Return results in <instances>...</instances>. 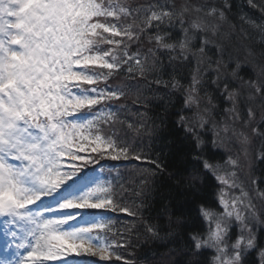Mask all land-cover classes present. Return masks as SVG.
Instances as JSON below:
<instances>
[{"label": "snow or ice", "instance_id": "1", "mask_svg": "<svg viewBox=\"0 0 264 264\" xmlns=\"http://www.w3.org/2000/svg\"><path fill=\"white\" fill-rule=\"evenodd\" d=\"M231 7L230 0H146L136 6L125 0H0V264L121 259L101 234L111 231V214L137 213L96 173H105L101 161L144 159L130 154L118 136L115 126L123 123L126 105L114 102L135 96L140 103L152 84L168 90L152 92L165 113L156 127L167 130L171 122L182 136L170 141L178 165L168 173L171 186L157 193L158 218L166 222L147 223L146 239L165 243L183 233V264H264V210L254 202L259 196L264 205V178H250L252 196L237 176L238 158L229 156L224 164L217 159L227 133L243 144L250 136L264 140V63L253 59L260 74L244 80L242 63L230 51L217 44L214 62L205 51L212 36L225 35L222 22L240 38L244 24L264 33V23L243 14L239 25L229 22ZM173 30L181 32L179 39ZM197 38L199 45L193 43ZM145 41L152 45L146 53L129 51L132 43ZM158 52L173 68L168 80L159 74ZM189 56L196 64L184 86L176 73ZM150 73L157 74L149 79ZM236 80L242 87H232ZM210 87L229 103L225 111L233 123L243 115L248 134L218 126ZM176 92L182 104L171 119ZM258 158L264 160V152Z\"/></svg>", "mask_w": 264, "mask_h": 264}, {"label": "trees", "instance_id": "2", "mask_svg": "<svg viewBox=\"0 0 264 264\" xmlns=\"http://www.w3.org/2000/svg\"><path fill=\"white\" fill-rule=\"evenodd\" d=\"M145 2L146 0H125V3L130 6ZM177 2H183V0H177ZM190 2L196 3V0H190ZM215 2L219 3V0H215ZM230 2L232 7L228 14V21L232 24L239 25L241 23L239 19L241 14L246 19L250 18L256 25L264 23V0H252L255 7L250 5L247 0H230ZM244 28L246 34L244 38H240L237 29L227 31L228 24L222 22L220 32H224L225 35L221 36L218 32L216 36H212L213 43L206 46L205 51L208 59L214 62L218 59L216 45H221L227 51H230L234 58L241 61L240 75L244 80H250L255 79L260 74V67L252 62L253 59L264 63V61H261V57L264 56V33H261L259 28L252 24H244ZM181 35L178 30L172 31L173 38L179 39ZM197 36H199V33H197ZM193 43L199 45L200 39L197 38ZM151 46L146 41L139 44L132 43L129 51H135L139 47L142 53H146ZM249 51L255 54L254 58L249 57ZM157 58L163 61V66L158 69L159 74L162 75L164 80H168L173 68L169 65L164 54L158 52ZM173 63L179 65V61ZM185 64V68L177 71L176 79L180 81L181 85L187 86L191 79L190 69L195 67L196 61L189 56ZM232 66V64H229V68ZM200 67L204 69L206 65L201 64ZM156 74L150 73L149 79ZM212 76L213 72L208 70L205 79L210 80ZM113 79H116L117 83L123 80L122 77H114ZM111 82L110 80L109 83ZM232 87H242L241 81H233ZM153 90L157 92L168 91L161 85L152 84L151 88L144 89V94L139 98L140 103L136 102L137 97L135 96H128L122 101L114 102H122L126 105V111L123 112L121 117L123 123H117L115 126L118 136L122 138L124 144L129 146L130 154H139L144 159L121 162L101 161V164L105 167V173H96L101 180L112 182L116 198L123 206L137 213L133 216L120 212L111 214L114 217L110 225L111 231H106L101 235L104 240L116 245L113 252L119 254L121 259L108 264H125V262L127 264H183L186 260L183 233H181L179 239H169L165 243H160L146 239L144 230L145 225L149 222H156L162 227L166 222L165 218H158L160 197L157 193L164 192L171 186L172 182L168 177V173H175L178 165L175 148L170 141H175L178 135L182 136V133L176 132L171 122H169L167 130L156 127L159 124V118L165 113L162 107L163 101L155 98L152 94ZM209 91L212 92L214 102L218 105L213 111V119L218 123L221 121L229 103L219 96L213 87H210ZM174 102L176 107L170 108L168 113L171 119L176 118L172 114L182 104V97L179 92L174 93ZM129 124H131V127L128 126ZM207 135H212V132L208 131ZM262 152H264V140L254 137L249 181L253 176L264 178V160L258 158ZM227 158L228 155L224 150H218L217 159L219 163L224 164ZM152 161L158 163L161 168H157ZM109 169H112V171L109 172ZM249 187L251 190L254 186L249 182ZM260 188L264 190V185H260ZM250 192L252 196H256L255 192ZM256 203L258 210H264V205L261 204L259 196H256ZM176 205L177 202L173 201L172 210H176Z\"/></svg>", "mask_w": 264, "mask_h": 264}, {"label": "rangeland", "instance_id": "3", "mask_svg": "<svg viewBox=\"0 0 264 264\" xmlns=\"http://www.w3.org/2000/svg\"><path fill=\"white\" fill-rule=\"evenodd\" d=\"M227 108H229V104ZM242 122H243L242 114H241L240 119H237L233 123L232 116L228 112L225 111L224 115L221 118V121H219L217 124L220 128H223L226 124H230L233 128H235L237 133L244 132L245 134H248L247 127L241 126ZM254 137L255 136H250V142L247 144H243L241 139L238 137V135L227 133L225 134L224 146L222 148V150H224L227 153L228 157L231 156L233 159L238 158L240 167L237 171V176L240 178L241 185L245 191H250L249 173H250V168H251V157H252L251 153H252L253 144H254ZM234 194L239 195L240 194L239 189H235ZM250 195H252L251 192H250ZM254 202H255L256 208L258 209L256 199ZM87 259L89 261H92V260L98 261V258H95V257H89ZM111 261H115V258L113 257ZM45 264H59V261H46Z\"/></svg>", "mask_w": 264, "mask_h": 264}]
</instances>
